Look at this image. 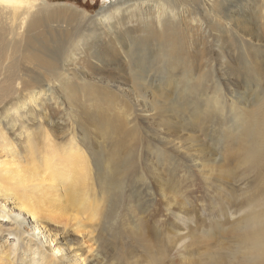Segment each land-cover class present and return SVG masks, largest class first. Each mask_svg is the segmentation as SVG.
<instances>
[{
	"label": "rangeland",
	"instance_id": "rangeland-1",
	"mask_svg": "<svg viewBox=\"0 0 264 264\" xmlns=\"http://www.w3.org/2000/svg\"><path fill=\"white\" fill-rule=\"evenodd\" d=\"M30 1L58 18L32 35L52 66L0 31V128L18 111L15 135L70 134L109 178L112 201L68 244L90 264H241L235 227L264 218V0H170L172 13L121 0L108 32L100 14L117 0Z\"/></svg>",
	"mask_w": 264,
	"mask_h": 264
},
{
	"label": "bare ground",
	"instance_id": "bare-ground-1",
	"mask_svg": "<svg viewBox=\"0 0 264 264\" xmlns=\"http://www.w3.org/2000/svg\"><path fill=\"white\" fill-rule=\"evenodd\" d=\"M120 1L111 2V6L100 14L99 20L108 25L105 32L115 23L112 21H117L118 11L125 3ZM129 1L139 8L145 0ZM162 1L160 7L164 8L165 4L172 13V2ZM34 3L30 0H0V31L17 40L11 50L19 51L22 58L40 67H50L52 61L33 48L35 38L32 35L40 29L49 33L53 30L49 24L56 18L48 11L49 7L42 5L37 8ZM213 3L206 0V8L210 9ZM82 18L85 20L84 14ZM229 20V15L218 17L220 22ZM27 38L30 49L20 50L21 42ZM4 46L0 39V59L4 57ZM176 46L171 44V49ZM131 50L126 49L122 54L128 56ZM132 79L138 81L139 77L134 74ZM214 103L221 106L219 98ZM20 115V112L12 111L6 117L7 125L0 128V264H90L87 256L81 254V249L68 244L67 233L83 227L89 230L96 224L107 203L112 201L108 199L107 186L102 184L103 179L106 182L109 178H105L104 170L99 175L101 161L95 158L84 141L78 142L70 134L56 143L48 131L26 126L22 133L15 135L16 125L21 124L25 116ZM109 158L108 161L111 160ZM105 170L109 171L108 168ZM261 213L250 210L235 227L242 246L239 253L241 264H264V218ZM86 236H78L79 243ZM97 255L94 252V257L99 259ZM148 261L145 264L153 263L151 258Z\"/></svg>",
	"mask_w": 264,
	"mask_h": 264
}]
</instances>
